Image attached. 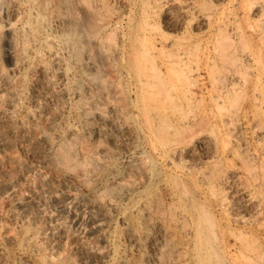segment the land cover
I'll use <instances>...</instances> for the list:
<instances>
[{
  "label": "bare ground",
  "instance_id": "1",
  "mask_svg": "<svg viewBox=\"0 0 264 264\" xmlns=\"http://www.w3.org/2000/svg\"><path fill=\"white\" fill-rule=\"evenodd\" d=\"M107 1L79 0L76 5L84 17L81 19L83 22L75 23V13H72L74 9L70 12L63 0H30L29 20L24 32L22 31V44L20 49L15 48L17 51H14L13 56L10 55L14 62L13 67L8 70V65L0 63V122L10 128L14 122L21 119L18 118V111L23 108L25 99L23 81L31 67H34L32 72L36 71L35 73L45 81H49L50 72H54V81L49 82L44 95L42 93L46 103L47 99L58 101L66 97L67 80L71 73L64 62L65 58L60 54L62 50L59 52L55 41L61 37L59 41L68 42L77 59L83 55L80 66L87 77L94 76L101 66L106 79L104 78L100 86L99 83L95 85L100 90L99 93L111 90L118 106L124 104L123 107L130 109V116L127 112L129 118L121 125L124 128L118 131L114 126V130L121 136L124 134L125 138H121V144L126 146L124 149L129 154L128 157L137 162L126 172L120 165L107 166L105 161L110 157L108 153H86L83 160L79 161L65 145L66 142L63 143V138L61 139L59 134H53L55 132L52 133L55 121L43 117L45 113L43 116L29 114L27 120L19 121V128L15 132L10 130L9 134L17 135L25 142L35 139V142L42 144L41 152L32 153L38 172L48 165L47 152L56 149V158L53 156V160H56L53 164L57 169L64 171L65 175L61 188L53 190L56 195L54 197L63 208L71 203L77 204V229L81 234L91 235L99 230L103 232L99 242L91 245L95 246V262L131 264L126 260L130 251L140 255L144 264H216L215 258L226 259L228 246L260 245L258 237H264V28L261 25L264 22V0H229V7L225 6L227 9L220 13L217 9L213 14L204 13L199 7L197 10V0H116L123 8L120 7L121 10L116 9L118 6L110 7ZM210 1L212 0H208L209 3ZM21 4L19 0H0V30L5 28L10 31L16 26L17 12L23 10ZM176 7L183 15L185 26H191L195 22V26L204 29L206 35H210L213 28L217 27L216 44L222 50L220 47L217 49L219 53L216 63L220 66L211 58L208 49L202 53L198 52V48L204 47V44L199 47L191 46L190 43L184 45L179 38H168V35L165 36L161 31L163 28H159L158 19L163 10L166 9L165 13L168 15ZM41 11L47 12V15L42 16ZM45 17H49L48 20ZM170 18L172 20L173 17ZM244 19L250 23L254 20L246 30L241 27ZM34 20L43 21V40L37 37L33 27ZM67 26H73L70 35L75 39L64 33L54 35L55 30ZM222 27L226 28V31L231 27L230 32L223 33ZM248 32L251 33L249 36ZM196 34H200L198 30ZM251 37L257 42L248 46L247 40ZM194 43L198 44L197 41ZM199 43L201 44L200 39ZM44 51H47L49 60L44 58ZM12 60L10 58V62ZM202 71L207 72L206 83L200 80V77H203L200 74ZM253 71L257 73L251 92L253 95L249 96V107L242 112L252 135V142H249V136H246L249 134H245L243 126L239 125L241 114L238 103L241 92L240 85L237 83V87L236 82L243 80L244 75L250 76ZM217 72L223 73L224 76H218ZM118 78H121V81L124 79L125 88L122 87L124 85L120 87ZM82 84L76 83L77 87L74 88L77 90L76 102H82L81 109L84 114H92L98 121L112 124L113 119L105 118L106 115L98 109L96 91L89 87L84 88ZM205 86L209 103L205 101L208 105L206 104L203 112L195 115L194 109L202 105L201 102H196L197 94H202ZM214 92L217 94L214 95ZM108 93L110 95V91ZM99 96L104 99L105 94ZM35 97L36 95L33 98ZM37 101L39 103V99ZM57 101L51 103L56 105ZM59 104L61 107V103ZM101 105L100 107L105 109ZM107 106L112 112L116 109L114 105ZM34 110L33 112L37 111L36 108ZM119 114L112 118H119ZM213 118L222 125L224 137L212 133L204 135L210 132V127L213 130V126H216ZM2 137L6 136L0 135V149L4 147ZM112 141L115 146L119 139ZM203 149H206L205 153H202ZM228 156L239 160L245 168L244 180L233 170L223 169V160H226L224 157ZM256 162H259L258 167L253 166ZM110 179L116 186L110 184ZM78 192L81 196H77ZM9 195L19 207L31 204L30 196L22 197L15 190H11ZM48 219L54 226L59 224V216L55 213L51 212ZM22 220H25V217ZM80 237H75L79 238L76 243H81ZM33 241L32 238L31 242ZM33 245L39 246L37 242ZM165 248H168L169 252L162 262L161 256L164 255Z\"/></svg>",
  "mask_w": 264,
  "mask_h": 264
},
{
  "label": "rangeland",
  "instance_id": "2",
  "mask_svg": "<svg viewBox=\"0 0 264 264\" xmlns=\"http://www.w3.org/2000/svg\"><path fill=\"white\" fill-rule=\"evenodd\" d=\"M19 1L22 3L21 8L23 10H19L17 12L18 18H17L16 26H14L13 29L10 31H6L5 28L0 30V63H4L5 66L8 65L9 66V67L7 66L8 70H10V68L12 69V67H13L14 62L12 60V56L14 55V51H17L18 49H20V46L22 44V39H23L24 28L26 27V23L29 20L28 10L31 7L30 0L29 1L28 0L27 1L26 0H24V1L19 0ZM38 1L41 2L44 0H38ZM63 1H64V3L66 2L65 5L69 11L74 9V11L72 10V13H75L74 14L75 21H77L75 23L83 22V20H81V19H82V17H84V15L82 14L81 10L76 5L79 3V0H63ZM110 1L111 0L107 1L110 4V7L113 6L116 8L118 6L116 9L121 10L122 6L119 5L118 1L114 0V2L117 3V5H116V3H113L112 1H111L112 2L111 3ZM199 2H200V0L199 1L197 0L195 2L196 9L198 10V7H199V10H200V8H202L200 11H202L204 13H208V14L215 13V11L217 9H218V12L220 13L221 11H223V9H227L226 7H229V0H226V1L223 0V2H222V0H219L218 2L212 0V1H210V3L208 2V0L207 1L204 0V2L202 0L200 3ZM213 2H215V4ZM216 2L218 4H216ZM219 2H221V3H219ZM202 4H205V6ZM28 6H30V7L28 8ZM219 8H221V9H219ZM126 9L127 8H125L124 11H126ZM174 9L176 11L173 10V12L168 14V15L165 13L166 9L163 10L161 16L159 17L160 19H158V25L160 24L159 28L160 29L163 28V29H161V31L165 34V36L168 35L166 37H168V38L172 37L171 39H175V38L178 39L179 38V40H181L184 43V45L185 44L187 45L190 43L191 46H197L198 45L197 47H199V46H202V44H204V47L202 46L201 48L200 47L198 48V52L202 53L203 51H207V49H208L209 52H211L210 56H211V58H213L214 62L215 63L218 62L216 57L219 53L217 49H219L220 46L218 44H216V39H217L216 36L218 35L217 27L213 28L210 35L207 32L208 33L207 35H209V36H207L206 31L204 29H202L198 25H197V27L195 26L196 25V24H194L195 22L191 26H185L186 23L183 22L184 18L182 17L183 15L181 14L180 9L177 7ZM177 10H179V11H177ZM205 10L208 12H205ZM75 11L76 12L78 11V12L76 13ZM41 12H40V14L42 16H44L47 13V12L45 13V11H43L42 13ZM241 16H242V14H241ZM170 17H173L172 20H170L171 19ZM48 18L45 17V19H47V20H48ZM5 21H6V19L4 20V22ZM253 21L254 20H252L251 23H253ZM262 21H264V20H262ZM177 22H179V23L177 24ZM33 23H35V24H33V27L36 29V33L38 34V35L36 34L37 37H39L40 40L41 39L43 40L45 38V31L42 28V27H44L42 25L43 21H41V20L35 21L34 20ZM246 23H250V21L248 22V20L244 19L241 23V27L242 28L244 27L243 30H246L247 26L251 25V23L248 25ZM4 24L5 23H3V25ZM180 24L182 27H180ZM261 25L264 28V22H262ZM185 27L187 30H185ZM199 27H200V29H199ZM71 28H73V26L72 27L67 26L64 28L61 27V28L54 31V32H56V34H54V35H57L58 33L59 34L64 33V34L70 35L72 30H73ZM183 28H184V30H182ZM196 28H198V29H196ZM228 28H229L228 29V31H229L231 27H228ZM215 29H216V31H214ZM223 29L224 28L222 27L223 33L228 32V31H226L227 30L226 28L224 30ZM190 30L192 33L190 32ZM192 30H196V32L192 31ZM197 30H198V33H200V34H196ZM201 30H204V32ZM201 33H203V35ZM193 34L195 36L196 35L197 36L195 37ZM250 34L251 33L248 32V36ZM17 35H19V36H17ZM182 35H185V37ZM200 36L202 39L200 38ZM41 37H43V38H41ZM69 37L71 39H75V38H73V35H70ZM180 37H181V39H180ZM17 38L19 40L21 38V40L19 41ZM56 38L57 37H55V39ZM58 38L61 39V37H58ZM186 38H189L191 40L186 39ZM252 38L253 37H251L247 40L248 46H252V45H254V43L257 42V40L255 38H253V39ZM60 39H58V41L57 40H55V41H56L57 47H59L58 48L59 52L62 50L60 52L61 56L63 58H65V60L68 59L66 61L64 59L63 60H64L65 64H67L68 68H70L69 73H71L69 79L67 80V91L69 93L66 91L68 94L66 93V97L63 98L64 100L61 99L62 100V102H61L60 99H59L60 101L59 100L57 101L54 99H52V100L47 99V103H46V101L42 97V93L44 95V93H45L44 91L46 89L47 84L49 82L54 81V77H53L54 72L51 71L50 72L51 76L49 78V81H47V80L45 81L44 79H42L41 76H39L38 73H35L36 71L32 72V71H34L33 70L34 67L33 68L31 67V69H29V72H27L26 79H24V81H23V90H24L23 92L25 94L24 95L25 99L23 102V108L19 109L20 112L18 111V114H19L18 118H21V119L14 122V124L11 125L10 128H8L9 126H6L4 123H2V121L0 122V135L6 136L4 138L2 137L3 138L2 142H3L4 147H3V149L2 148L0 149V264H54L53 262H55V264H97V262H95V257H94V254H95L94 247L95 246L93 247L91 245L93 243L99 242L100 237L102 236L101 233H103L101 230H99V231H97L91 235L80 233L79 229H77L78 225H79L78 219L76 217L77 204L75 203L76 205H74L73 203H71L72 205L68 204L65 206V208H63L62 205H60V203L56 200V198H55L56 195L53 193L54 189L57 188L56 190H58L61 188L60 186H62L61 184L64 183L63 177L65 175L64 171L57 169L56 165L53 164V162L56 160V159L53 160L54 157L56 156V154L54 153L56 149L54 148V149L50 150L51 153L47 152V154H49L46 156V160L48 163V165L46 166L47 169L46 168L44 170L41 169L42 171L40 170V172H38L39 169H37V167H36L37 163H36L35 159L32 157V153H38L39 151L41 152L43 150L42 144L37 142V141L35 142L34 137H31L34 140L29 139L30 140L29 142H25L21 138H19L17 135L9 134L10 130L15 132L19 128V123H18L19 121H26L29 114H31V113H36V114H39L41 116H43V114L45 113L46 115L44 114L43 117H49L48 119H50L51 121H55L54 122L55 125L53 124L52 133L55 132L53 134H55L56 136H58L57 134H59L61 139L63 138L62 139L63 143L66 142L65 145L70 149L71 152L74 153V154L73 153L72 154L75 155L76 159L78 158L79 161L83 160V157L85 156L86 153H94L97 155L108 153V155H110V157L108 156L106 159L107 161H105L107 166L108 167H118V165H120L121 167L125 168L126 172H128L133 167V165H135V162H137L135 159L131 160L128 157L129 154H127V152H125L126 146L124 144H121V143H123V142H121L122 139L125 138L124 134H122V136H121V134L117 133V130L119 131V129L122 130V128H124V126H121V125H123L122 123H124L126 121V119L129 118L128 115L130 116V109H128L127 107L126 108L123 107L124 104H119V106H118L117 102H115L116 98L115 97L113 98V94L111 93V90H108V91H110V95H112V96L109 95L107 90H105V93H99L100 90L95 85H98V83H99V86H100L101 84H103L104 78L106 79L105 74H103V71L101 70V66L99 65L100 66L99 69L101 71H99V69H98V71L100 73H98V71H97L94 73V76H92V77L88 76L90 78V79H88V77L86 76L87 74L85 75L84 70H81V66H80L81 65V59L83 58V55L81 54V56H80L81 58L77 59L75 57L76 56L75 52L71 51L70 44L67 42L69 44L68 45L66 42H64L62 40L60 42L59 41ZM199 39H200L201 44L199 43ZM185 40L186 41L188 40V41L186 42ZM210 40L211 41L214 40L215 42L213 41L214 42L213 43ZM194 41L195 42L197 41L198 44H195ZM203 41H205V42H203ZM191 42L194 44H191ZM223 42H225V40H223ZM61 43H62V46H61ZM213 44H215L216 46ZM210 45L211 46L213 45L215 48H213V46L211 47ZM217 46H218V48H216ZM15 48L16 49L18 48V49L16 50ZM214 49L217 52L214 51ZM220 49L222 50L221 47H220ZM69 50L71 52H69ZM212 50H213V52H212ZM5 53H6V55H3ZM44 53H45V55H44ZM69 53H71L72 55H70ZM10 55H12V56L10 57ZM47 55H48L47 51H44L43 52L44 58L49 60V58H48L49 56H47ZM10 58L12 60L11 62H10ZM216 64L218 66H220L219 63H216ZM213 65L214 64L212 63L211 67H213ZM68 71H69V69H68ZM220 72H217L218 76H221V75L224 76L223 73H220ZM32 74H33V76H32ZM200 74H201V76H203V77H200V80H203L204 83H206L207 82V78H206L207 72L202 71V72H200ZM250 74H251L250 76L249 75L246 76L247 78L245 77V75L242 77L243 80H241V81L242 82L244 81V83H242L240 81V82H236V85L238 87L237 83H239V85L241 86V87L239 86V90L241 92V98H240L239 103H238L239 109H240L239 114H241V115H239L240 116L239 125L243 126V128L245 130V134H249V135H246L247 137L249 136L248 137L249 142H252V140H251L252 135H251L249 128H248V122L244 121L243 113H242L244 109L246 110V108L249 107L248 106L249 105L248 99L250 98L249 96L253 95V93H251V92L253 91V84L255 82V76H257V73H254V71H253V73L250 72ZM74 75H75V77H74ZM33 77H34V79H33ZM250 77L252 79H250ZM27 78H29V79L27 80ZM36 79H37V81H35ZM118 81H119L118 84H120V87L122 85H124L122 87L125 88V82H123L124 79H122V81H121V78H118ZM245 81H246V83H245ZM121 82H122V84H121ZM68 83H69V85H68ZM76 83L77 84L83 83L84 86L82 84V87H84V88L85 87L92 88L94 90V92L96 91L95 94L98 96L105 94L104 99H100L99 98L100 96L98 97L95 95L96 102H98L96 104H97V106H99V108L97 106L96 107L98 109H100L101 112H103L104 116L105 115L109 116V117L105 116V118H110L109 120L113 119V120H111V122L113 121L112 124L111 123L106 124V123H103L101 121H98L99 119L97 117L95 118V116H93L92 114H88V115L84 114V112L81 109L83 106L82 102L80 104H77V103H79L78 101L76 102V100H77L75 98L77 95V90L75 89L77 87ZM262 83L264 86V79H262ZM200 84H202V83H200ZM247 84H249V85L247 86ZM243 85H244V87H243ZM37 86H41V88L37 87ZM68 87H69V89H68ZM93 87H95L96 89ZM207 87H208V85H207ZM84 88H82V90ZM39 89L40 90L44 89V90L42 92V90L40 91ZM242 90H244V92ZM39 92L41 93V95ZM33 93H35V94H33ZM215 93L216 92H214L213 94L216 95L217 93L216 94ZM35 95H36V97L33 98ZM242 95L245 97L244 99L242 98L243 97ZM68 96H70L72 98H69ZM38 99H39V103L37 101ZM198 99H200V100H198ZM201 99H202V101H201ZM241 99L244 100L243 103H242ZM33 100L37 101V102L35 103ZM99 100L102 101L101 102L102 105L99 102ZM107 100H110V101L108 102ZM207 100H208V96H207V90H206V86H205V89L203 90L202 94H199V93L197 94V101L196 102H197V104H199L201 102L202 105L200 104L201 106L194 109L193 112H194V114L196 113L195 115H199L201 111L203 112L205 106H207L209 103ZM52 101L53 102L57 101V103H58V104L56 103L57 106L55 104H52L53 103ZM65 101H66V103L68 101V103L66 104ZM111 101H113V103H111ZM205 101H207L208 103L207 102L205 103ZM105 102H107V103H105ZM45 103H46V105H45ZM59 103H61V107L65 104L66 105L61 108L59 106L60 105ZM108 104L114 105L116 107V109L113 110V112H112V110L107 106ZM203 104H204V106H203ZM44 105L46 107L49 105V107L46 108ZM100 105L104 106L105 109L103 107H100ZM202 106H203V108H202ZM34 107L36 108V110L38 112L37 111L33 112V110L35 109ZM121 107L123 108V110H121L122 109ZM61 109H64V110H62L64 112H62ZM114 111H116V112H114ZM196 111H198V112H196ZM52 112L55 116L53 114L50 115V113H52ZM108 112H111V113L109 114ZM127 112H128V115H127ZM123 113H125V114H123ZM215 113H216V111H215ZM118 114L120 116L119 117L120 120L118 117L116 119H114L116 116H118ZM123 115L126 116V118ZM58 117H60V118H58ZM86 117H88V118H86ZM112 117H114V118H112ZM54 118H56V119H54ZM91 118H93V119H91ZM242 119H243V121H242ZM85 120H87V121H85ZM212 120H215V119L213 118ZM217 121L218 120L214 121L216 123V124L214 123V125H216V126H213V130H215V131L210 129V128H212V127H210L208 129V132H209V130H210V132L205 133L204 134L205 136H207L206 134L210 135V133H212L214 135L220 134L222 137H224L223 133H225V131L222 128V125H220L219 121L218 122ZM117 123H120V125H118ZM246 123H247V125H245ZM83 125H85V126H83ZM114 126L116 127L117 130L116 129L114 130V128H115ZM118 126H120V127H118ZM11 127H13V128L11 129ZM214 127H215V129H214ZM70 129H71V131H70ZM216 130H217V133H215ZM61 134L62 135L64 134V135L61 136ZM115 134H116V136H114ZM115 139H119V141H118L119 143L118 142L115 143V146H114L112 144L113 143L112 140H115ZM39 144H41V146ZM120 145H121V148H119ZM205 151H206V149H203L202 153H205ZM228 157H224V159H226V160H223L225 165H223L224 163L222 161L223 169L233 170L234 172H236V174L239 177H241V180H244L246 177V175H245L246 173L244 171L245 168L242 166V164L240 163L239 160L236 161V158H231L232 156H228ZM125 158H126V161H125ZM234 162H235V164L236 163L237 164L235 165ZM259 162H256L253 166L258 167ZM114 164H115V166H113ZM256 164H257V166H256ZM222 165H221V167H222ZM54 166L56 169L54 168ZM235 166H236V169H235ZM59 170H60V172H59ZM110 184H112V185L114 184L116 186L115 182L111 181V179H110ZM52 187H53V189H51ZM73 189H74V187H73ZM11 190L12 191L15 190V191L19 192L22 197H27V196L32 197L31 204L29 206H26V207L17 206L15 199H13L9 195ZM77 196H81V193L78 192ZM51 212L53 214L55 213L56 215L59 216L60 220H59L58 225H60V226H58V225L54 226L53 224H50V222H49L50 220L48 219V215L51 214ZM23 217H25V220H22ZM105 227H107V225ZM83 235H84V237H83ZM77 236L78 237L81 236L80 238L83 240V241L81 240V243H79V242L76 243V240L77 241L79 240V238L78 239L75 238ZM261 237H263V236H261ZM261 237H258L261 246L260 245H258V246H228L229 249H228L226 259H223L221 257L216 256L217 258H215V260L218 263L217 262H215V263L216 264H251V263L252 264L253 263L254 264H256V263L257 264H264V237L263 238H261ZM32 238L34 239L33 242H31ZM35 242H37L39 246H34V245L32 246V244H34ZM232 243H233V240H232ZM80 245H82V246H80ZM148 249H150V248H148ZM148 249H147V253L150 254V251ZM167 249L165 248L164 249L165 253L163 252V254L165 256L164 255H163L164 257L161 256V259L163 258L162 262L165 260V257L168 256V252H169L168 250L169 249L168 250ZM127 259H128V261H130L131 264L132 263L133 264H140V263L144 264V262H142V260H141L142 258L140 255L133 253V252H130V251L128 252V254L126 256V260ZM161 264H165V262H163Z\"/></svg>",
  "mask_w": 264,
  "mask_h": 264
}]
</instances>
